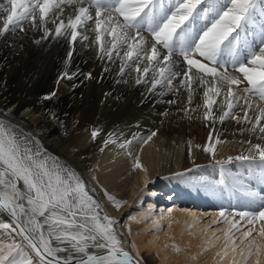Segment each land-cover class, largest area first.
Masks as SVG:
<instances>
[{
	"label": "bare ground",
	"instance_id": "6f19581e",
	"mask_svg": "<svg viewBox=\"0 0 264 264\" xmlns=\"http://www.w3.org/2000/svg\"><path fill=\"white\" fill-rule=\"evenodd\" d=\"M64 7L66 13L71 11ZM62 18L66 20L67 14ZM88 23L92 24V28L78 31L88 35L90 40L74 44L54 34L44 38L43 29L31 27L30 22L25 23V31L0 35V120L14 126L12 130L18 136L26 134L29 140L38 141L36 146L51 158L49 164L67 167L83 180L86 190L100 205V215H107L116 221L113 227L120 241L125 226L130 224L127 220L125 226L122 225L123 218L130 213L129 205L136 200L150 201L148 210L143 214L147 213L158 226L163 221L169 224V243L166 244V252L157 256L159 264H257V259L264 264V248L257 256L253 240L240 245L238 239L228 233L232 223L239 231L242 229L240 222L247 223L246 219L234 222L233 213L257 211L260 207L259 201L248 193L261 196V186L247 174L256 169L259 179L264 182V168L255 149L251 148L256 144L264 147V138H261L264 133H260L258 128L254 132L248 131L253 124L244 120L239 123L233 119H226L223 123L205 120L203 113L206 109L202 107L205 89L194 83L195 92L189 104V92L179 86V81L183 79L181 76L173 80V86L178 91L161 88L160 85L150 91L151 73L143 77L142 83L136 84L135 78L140 74L127 68L121 74L120 57L114 56L113 60L101 58L99 45L94 41L97 33L92 30L95 24ZM261 24H264V19L257 17L255 24L245 30L253 37L249 45L260 46ZM47 27L54 30L55 25L49 23ZM105 39L110 40L111 37L105 36ZM89 43L91 47H88ZM72 49L73 56L69 60L67 54ZM240 54L246 56L247 50L241 49ZM176 59L178 64L174 70H186L187 66L180 57ZM228 70L232 71L230 64ZM192 72L196 73V70L192 69ZM205 79L211 80L210 77ZM245 86L246 81L240 85L241 88ZM251 99L252 109H247L244 101L240 100L233 111L243 116V107L254 123L258 114L255 105L260 103L264 106V102ZM216 100L222 102L224 94ZM216 108L217 105H213L214 115ZM261 125H264V120ZM94 130L98 133L95 139L92 136ZM152 132L157 134L148 140ZM109 134H112L114 142L105 145ZM210 134L213 136L212 143H215L217 135L223 141L215 145V155L203 150L209 143ZM121 144L126 146L120 147ZM240 155L255 157V160L228 159ZM137 157L143 171L133 167ZM222 180L224 183H221ZM18 187L24 190L22 181L18 182ZM109 197L121 203L119 210ZM174 200L210 209L215 222L220 210L223 211L232 222L221 227L228 235L221 234L215 238L208 230L209 224H200L204 213L182 210L177 203L169 209L160 206L159 214L154 213L159 204ZM18 203L26 205L23 200ZM19 219L23 223L27 216L21 215ZM43 219L38 217L40 221ZM12 220L11 210L0 207V221L11 223ZM18 232L19 229L15 232L8 229L7 233L0 229V233H5L0 236V243H11L14 239L35 257ZM57 244L52 240L53 247ZM255 244L264 245V240H255ZM59 246L68 247L67 244ZM123 248L131 255L132 264H141L136 257L143 247L138 246V250L133 249L132 252L125 246ZM249 249L253 253L251 256L248 255ZM106 251L88 248L89 253L97 255ZM41 253L45 261L52 260L55 264V260L47 256L43 249ZM72 254L76 257L81 255L74 250ZM67 255V252L57 253L58 257ZM37 261L38 258L34 259V264Z\"/></svg>",
	"mask_w": 264,
	"mask_h": 264
},
{
	"label": "snow or ice",
	"instance_id": "6c2138e0",
	"mask_svg": "<svg viewBox=\"0 0 264 264\" xmlns=\"http://www.w3.org/2000/svg\"><path fill=\"white\" fill-rule=\"evenodd\" d=\"M64 6L71 11L66 13ZM66 14L65 20L62 17ZM257 16L264 18V0H0V35L25 31V23L30 22L31 27L43 29L44 38L54 34L74 44L90 40L78 29L92 28L88 23L91 21L95 24L92 30L97 33L94 41L99 45L101 58L113 60L114 56L120 57L121 74L126 68L140 74L135 78L136 84L142 83L143 77L151 73L150 91L157 85L178 91L173 80L181 76L183 79L179 86L189 92V104L195 92L194 83L205 89L202 105L206 109L203 113L205 120H218L220 123L226 119L237 120L238 123L244 120L253 124L248 131L254 132L258 128L260 133H264V125H261L264 106L260 103L255 105L258 114L254 123L243 107V116L233 111L240 100L244 101L247 109L253 108L251 98L264 102V24H261L262 42L258 48L249 45L245 31L249 25L255 24ZM49 23L55 25L54 30L47 27ZM105 36L111 39L106 40ZM241 49L247 50L246 56L240 54ZM73 51L69 50L67 54L69 60ZM176 57H182L186 70H174L178 64ZM197 73L203 75L198 76ZM65 75L68 76L67 73ZM245 81L247 86L241 88ZM222 94L224 100L218 103L216 97ZM213 105H217L215 115ZM13 127L0 120V207L10 209L13 217L11 223L0 221V229L5 233L8 229L13 232L19 229L17 234L27 241L35 257L13 239L11 243H0V264H34L36 258L37 264H53L52 260L45 261L41 249L55 260V264H132L131 255L124 250L115 234L113 226L116 221L100 215V205L86 190L83 180L67 167L49 164L51 158L36 146L38 141L29 140L26 134L18 136ZM97 134L96 130L92 132L94 139ZM156 134L152 132L147 139L151 140ZM111 136L109 134L105 145L114 142ZM212 140L210 134L209 143L203 150L215 155V145L223 141L219 135L215 137V143ZM251 148L255 149L264 168V147L256 144ZM228 159L255 160V157L240 155ZM133 167L144 170L139 157L134 160ZM20 181L24 190L18 187ZM248 195L259 201V209L232 215L246 219L255 227L257 220L264 221V196ZM109 199L119 210L121 203L111 197ZM21 200L26 201L27 207L18 203ZM21 215L27 216L23 223L19 219ZM219 216L232 223L224 212ZM38 217L44 219L40 221ZM232 227L235 228L236 224L232 223ZM252 232L253 229L245 231L244 238L251 237ZM5 233H0V236ZM257 235L264 238V226L258 229ZM52 240L58 242L57 246L53 247ZM61 244L68 247L59 246ZM253 246L259 256L264 245H256L253 238ZM89 247L107 251L97 255L89 253ZM73 250L81 255L73 256ZM176 250L179 251L178 248ZM60 252H67V257H58ZM252 254L249 249L248 255ZM257 264H261L259 259Z\"/></svg>",
	"mask_w": 264,
	"mask_h": 264
},
{
	"label": "rangeland",
	"instance_id": "374dc122",
	"mask_svg": "<svg viewBox=\"0 0 264 264\" xmlns=\"http://www.w3.org/2000/svg\"><path fill=\"white\" fill-rule=\"evenodd\" d=\"M259 18H261L260 16H257ZM262 19V18H261ZM264 19V18H263ZM247 32V31H246ZM247 37H248V42L249 44H252L253 41V37L249 34L250 33H246ZM244 35V34H243ZM252 47L258 48V45H252ZM181 61H182V57H180ZM254 169V168H253ZM252 173H248L247 176L250 177L251 179H253V182L259 186H261V196H264V182L262 180L259 179V174L256 171V169L251 170ZM254 176V177H253ZM148 202H143V201H137L134 204L129 205V215H125V217L122 220V225L125 226V224L127 223V220L130 221L129 225L125 226V233H121L124 236L122 237V245L125 246L127 248V250L131 251L133 249L138 250V246L139 247H143V249L140 250L139 255L136 257V259L141 263V264H159V262L157 261V256L161 253H165L166 252V244L169 243V236H168V228H169V224L167 221H163L161 225H157L155 222L153 223V221L150 217H148L147 213L143 214L144 211L148 210V205L150 204ZM181 207L182 210H194V212H196L197 214H201L204 213L205 215H203V217H200V224L201 225H208L210 231L213 232V235L215 238H219L221 234L225 235L226 231H222L221 227L225 226L226 222L224 217L218 216L216 217V222L214 221V213L211 212V210L209 209H202L200 207H198L197 205L194 206V204H190V203H182L181 201H170V202H165V203H161L158 205V207L154 210L155 214H159V212L161 211L162 207H166L167 209H169L170 207H174L177 204ZM162 206V207H160ZM160 210V211H159ZM220 212H223L220 210ZM142 213V214H141ZM216 213V212H215ZM141 214V215H140ZM144 215V216H143ZM146 215V216H145ZM219 215V213H218ZM205 216V217H204ZM227 217V216H226ZM232 218L234 219V222H237V220L240 219V217L236 216H232ZM228 219V217H227ZM240 226L242 227V229L239 231L237 229H234L233 227H231L228 231L229 235L232 236L235 239H238V244H246L250 241L253 240V238L257 237L255 240H264V238L260 237L257 235V231L261 226H264V222H258L257 224H255V227H253L252 225H249L248 223H245L244 221L240 222ZM249 229H253L252 232V236L249 237V239H245L242 237L244 235H241V233L243 234L245 231H248ZM115 231V230H114ZM118 232V231H117ZM119 233V232H118ZM127 238H126V237ZM237 237V238H236ZM241 237V239H239ZM168 239V240H167ZM250 240V241H249ZM165 241V243H164ZM246 241V242H245ZM237 242V241H236ZM165 248V249H164ZM162 249V250H161ZM159 251V252H158ZM173 264V263H172Z\"/></svg>",
	"mask_w": 264,
	"mask_h": 264
}]
</instances>
